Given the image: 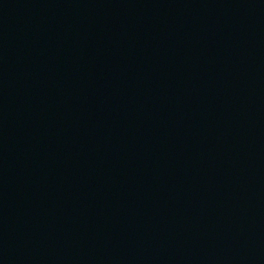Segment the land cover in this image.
Instances as JSON below:
<instances>
[{"label":"water","instance_id":"95a60500","mask_svg":"<svg viewBox=\"0 0 264 264\" xmlns=\"http://www.w3.org/2000/svg\"><path fill=\"white\" fill-rule=\"evenodd\" d=\"M0 264H264V0H0Z\"/></svg>","mask_w":264,"mask_h":264}]
</instances>
